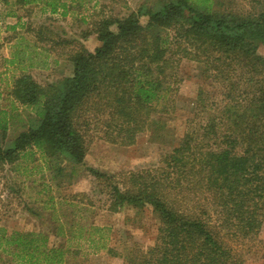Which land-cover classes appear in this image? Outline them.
<instances>
[{
    "label": "trees",
    "instance_id": "trees-1",
    "mask_svg": "<svg viewBox=\"0 0 264 264\" xmlns=\"http://www.w3.org/2000/svg\"><path fill=\"white\" fill-rule=\"evenodd\" d=\"M81 1L13 0V5L41 6L65 18ZM230 4L157 0L126 18L95 21L92 33L100 45L69 52V76L42 86L21 69L6 96L14 110L17 104L33 119L0 144V168L34 149L54 181L70 179L59 162L83 163L98 117L104 142L133 146L152 116L175 108L177 69L183 59L193 61L201 77L220 85L222 98L214 101L199 89L190 126L160 167L108 177V212L149 207L158 217L151 246H136L127 256L108 252L122 264H245L242 246L258 237L264 223V57L257 52L264 46V8L243 13ZM141 17L147 18L145 26ZM33 37L41 40V33ZM15 56L10 66L22 64ZM0 233V264L3 254L15 264L64 262L65 252L48 247L45 236ZM260 259L264 264V254Z\"/></svg>",
    "mask_w": 264,
    "mask_h": 264
},
{
    "label": "rangeland",
    "instance_id": "rangeland-1",
    "mask_svg": "<svg viewBox=\"0 0 264 264\" xmlns=\"http://www.w3.org/2000/svg\"><path fill=\"white\" fill-rule=\"evenodd\" d=\"M156 1L82 0L62 18L41 6L17 9L13 0H0V121L2 113H6L7 122V132L4 137L0 135V144H8L25 129L27 119H33L29 111L17 104L14 110L6 96L21 69L42 86L69 76L72 66L67 54L77 48L91 52L100 45L92 33L95 21L103 17L123 19L140 8H153ZM229 1L232 9L243 13L256 14L264 8V0ZM140 23L145 26L147 18L141 17ZM34 31L41 33V40L34 39ZM257 52L264 57V46H259ZM14 55L16 63L23 60L21 65L8 64ZM177 80L180 82L175 108L167 114L152 116L147 131L131 147L104 142L99 134L103 117L93 120V139L83 163L74 166L65 160L59 162L70 179L54 181L43 157L34 149L23 153L16 164L0 168V229L4 234L47 237L48 247L65 252L63 264H122L108 250L127 256L136 246H151L156 237L157 215L149 207L108 212L107 185L112 183L108 177L116 179L122 171H154L160 167L162 157L177 146L190 126L199 91L210 92L214 101L222 98L220 85L201 77L193 61L182 60ZM92 171L107 178H96ZM94 228L100 230L93 231ZM242 248L245 264L261 263L264 223L258 237ZM1 259L3 264H15L11 255L3 254Z\"/></svg>",
    "mask_w": 264,
    "mask_h": 264
}]
</instances>
